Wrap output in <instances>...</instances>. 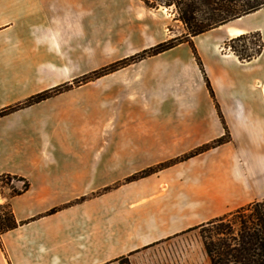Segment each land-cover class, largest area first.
Segmentation results:
<instances>
[{"label": "crops", "instance_id": "0c3cea01", "mask_svg": "<svg viewBox=\"0 0 264 264\" xmlns=\"http://www.w3.org/2000/svg\"><path fill=\"white\" fill-rule=\"evenodd\" d=\"M86 1L0 0V111L102 68L84 70L83 52L68 45L79 31L53 29ZM227 26L192 39L205 73L189 44L153 57L171 59L150 91L155 110L133 100L132 81L118 95L103 92L126 68L0 117V176L22 179L0 189V205L9 204L20 224L2 236L0 264H118L128 255L137 264L143 249L196 226L197 214L202 224L264 200V71L249 70L264 50L241 63L222 47L236 35L207 38ZM260 30L243 25L239 34ZM136 111L140 124L122 126ZM225 127L231 141L194 165L105 192L138 171L133 157L151 166L160 161H149V150L179 156L223 137ZM25 182L29 189L13 196Z\"/></svg>", "mask_w": 264, "mask_h": 264}, {"label": "rangeland", "instance_id": "374dc122", "mask_svg": "<svg viewBox=\"0 0 264 264\" xmlns=\"http://www.w3.org/2000/svg\"><path fill=\"white\" fill-rule=\"evenodd\" d=\"M78 9L79 11L76 14L69 15V20L67 22L53 23V29L79 31L80 34H82V37L78 39L69 37L68 45L77 46L78 49L83 52L84 70L88 69L89 67H103L104 65L107 66L124 58L138 54L143 50L150 48L148 47L144 49L145 46L153 42L155 39H159L161 35L166 38L168 37L167 40H169L180 37L186 33L183 24L175 20V15L172 14L171 11L164 8H147L140 0H87L85 4L82 7L79 6ZM246 17L247 18L244 19V22L240 27L238 26V23L228 24L227 27L222 29L223 32L212 33L207 38L209 39L210 37V39H215L223 37L226 39L229 35H236L234 36L235 38L243 34L231 32L229 30L230 28H236V26H238L237 28L240 29L243 25L246 27L261 26L260 33L264 42V11H262L259 15ZM140 27H145L147 31H144ZM152 29L154 31H152ZM74 40H77L78 42L75 43ZM227 41H229V39H226L222 45L223 50H226L225 43ZM255 42V39H250L245 42L237 43V45L238 47L243 45L247 54H254L256 50V46L254 45ZM239 49H242V47ZM226 51L229 52L228 50ZM168 61H171V59L168 57H152L140 62V64L136 63L131 65L127 67L128 69L125 68L126 70L122 69L124 71L110 78V81L106 80L101 85L103 92H107L109 88H114L115 90L117 89L115 92L118 95L122 93L124 84L127 81L128 83L129 81H132L133 85L131 87V95L133 100L135 98H141L143 102L147 104L149 110H155V103L152 102L153 94L150 91L155 87V78L158 71L163 72V76H166V70H162L161 67L165 68V63ZM249 70H256L259 72H261V70L264 71V59L256 62V64L252 66V69L250 67ZM259 85L260 82L258 83V86ZM131 114L132 117L126 118V121L121 124L122 126L137 127L140 124L139 111L132 112ZM220 115L221 114H219V116ZM197 149L187 151L179 156L163 159L156 156L158 151L149 150V161L159 160L160 162L147 167L145 165L135 164L136 161L139 162L140 160L133 157L132 170L138 169V171L127 177L125 180L117 182L116 185L111 188L117 189L121 186L136 182L133 181L128 183L126 181L128 178L132 177L133 175H137L146 169L157 168L160 165L164 167L168 163L173 162L184 155H188ZM203 154H200L199 156L191 158L185 162L189 161L188 165H194L196 163L195 159L202 156ZM180 164L181 163L168 168H161V170L146 178L153 176L155 177L159 174L170 173L172 171L171 168ZM13 183L14 181L12 184ZM179 184L181 188L182 184L180 182ZM167 187L168 186L166 183H163L159 186L160 190H166ZM1 211L6 212V204L0 205V212ZM198 216L199 215L197 214L196 226L200 225L198 224ZM191 228L179 233L172 238L162 240L143 249L141 253L135 258L136 263L210 264L199 232L196 230H190Z\"/></svg>", "mask_w": 264, "mask_h": 264}, {"label": "trees", "instance_id": "16d2710c", "mask_svg": "<svg viewBox=\"0 0 264 264\" xmlns=\"http://www.w3.org/2000/svg\"><path fill=\"white\" fill-rule=\"evenodd\" d=\"M147 8H164L175 15V20L181 22L186 33L180 37L172 38L142 52L124 58L98 70L88 73L78 79L74 84H65L53 89L36 94L23 103L0 111V117L7 116L21 109L28 108L41 103L54 96L79 87L100 78L118 72L136 63H140L148 58L156 57L178 47L181 44H189L197 63L202 70V62L198 56L196 47L192 39L212 30L225 26L235 20H239L248 15L254 14L264 9V0H140ZM255 39L256 50L254 54H247L246 49L237 43ZM225 49L238 58L241 63L251 62L257 59L264 50V42L259 31L249 32L235 38L229 39L225 43ZM207 88L211 97L215 101V94L210 81L205 76ZM216 108L220 113L218 104ZM223 120L222 115H220ZM225 135L211 144H206L196 151L184 155L166 166L160 165L157 168L146 169L137 175L128 178L130 183L146 178L161 168H168L176 164L185 162L191 158L199 156L211 149L222 146L231 141L230 134L225 127ZM21 178L12 175L0 176V189L10 187L13 181H20ZM29 189V184L24 183L22 191L13 190L12 195H20ZM112 188L105 189V192ZM84 200V199H83ZM53 209L49 214L57 212ZM9 204H6V212H0V246L2 247V236L19 227ZM190 230H196L203 242L205 253L210 264H264V200L255 201L245 206L239 207L222 216L213 218L206 223L200 224ZM118 264H131L130 255L117 259Z\"/></svg>", "mask_w": 264, "mask_h": 264}, {"label": "bare ground", "instance_id": "6f19581e", "mask_svg": "<svg viewBox=\"0 0 264 264\" xmlns=\"http://www.w3.org/2000/svg\"><path fill=\"white\" fill-rule=\"evenodd\" d=\"M262 11H264V10H260V11H258V12H256V13H254V14L248 15V17H250V16H252V15H259ZM243 18L246 19L247 17H243ZM243 18L237 20V21L234 22V23H238V26L240 27V26L242 25V23L244 22ZM238 26H236V28H235V27H234V28H230L229 30H230L231 32H236V34H239V33H240V29L237 28ZM258 87H260V88L263 90V92H264V86H262V85L260 84Z\"/></svg>", "mask_w": 264, "mask_h": 264}]
</instances>
